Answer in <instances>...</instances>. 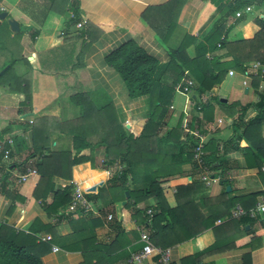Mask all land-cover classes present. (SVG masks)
Returning a JSON list of instances; mask_svg holds the SVG:
<instances>
[{"label": "crops", "instance_id": "0c3cea01", "mask_svg": "<svg viewBox=\"0 0 264 264\" xmlns=\"http://www.w3.org/2000/svg\"><path fill=\"white\" fill-rule=\"evenodd\" d=\"M169 1L79 0V22H85L82 27L86 30V40L83 43L79 66L69 75L61 73L43 75L34 71L32 78L33 112L31 115L34 118L54 117L60 122L77 119L81 117L82 110L70 102V96L84 93L96 108L112 103L124 129L137 137L147 122L152 105L154 102H158V96L156 98L129 97L127 88L119 74L105 65L104 58L107 54L131 39L148 55L157 59L161 66L169 64L173 58L180 65L181 62L173 55V52L177 50L186 35H191L194 41L185 50L184 55L180 56H185L187 61L197 59V48L207 51L203 58L208 62L215 60L218 63L226 64L233 60H239L242 62L244 70L242 73L234 68L228 69L220 85L203 94L194 90L198 87L197 82L186 73L187 77L183 82L174 86L173 102L158 134L163 138L179 125V129L182 131L181 142L192 138L193 131H198L202 135L205 146H209L210 141L214 142L210 145L214 149L207 151L206 157L209 162L213 163L212 166L218 169L211 170L210 177L220 176L222 180L211 182L208 185L204 183L200 191L191 193L189 196L191 201L186 205V210L200 220L202 217H208L210 213L228 212V206H231L230 199L254 194L256 202L264 196V161L261 162V169H259V167L253 166L256 162L246 154L261 147L264 141V121L260 125L247 126V122L261 112L256 108V104L260 101V97L264 96V80L252 67L254 64L260 63L264 68L263 62L255 60L258 55L264 52V36L259 37L260 33L264 35V32H260L261 27L256 23V19L262 18L264 15V0H254L251 5L240 7L237 11L241 13L239 17L236 16L237 12L232 14L225 9L230 0L223 1L216 7L211 3V0H184L181 7L176 6L174 11L170 15L168 14L175 25L170 35L168 31L164 32L166 41H163L145 24L141 15L147 8L162 6ZM246 8H250V11L246 12ZM52 9L54 8L48 0H2L0 14H6V17L0 19V26L4 25V20H8V23L10 20H15L19 24V34H21L19 38H15L10 25L9 28H2V36L7 45L5 52L12 51L15 52V56L25 57L28 61H32L36 52L65 43L69 44L75 40L80 32L77 28L74 32L68 31V19L71 14L67 4L63 7V13ZM159 13L163 17L167 15L165 12ZM221 19L225 20L223 24L225 30L228 31L226 38L228 44L226 47L210 51L205 39L213 26L218 24ZM8 31L12 33L9 34ZM33 32H36L35 42L30 37ZM255 78H258L259 81L254 80ZM171 80L172 76L168 73L161 77V81L167 84H170ZM188 80L193 82V87L190 92L185 93L182 91V87ZM227 81L230 82V85L232 81L231 86L241 85L239 94L233 100L228 97L232 87L229 86L226 91L223 90ZM178 95L182 97L178 98ZM23 100L22 94L0 91V150L6 138L7 140L17 138L16 143L22 150V154H15L14 159L4 156L3 163L20 162L32 147V134L30 130H23L24 116L18 114V110L22 109ZM205 104L206 110L204 111L201 108ZM245 106L247 109L242 111ZM25 111L27 110L25 109ZM238 116H242V122L237 120ZM8 128H10L9 132L2 135V132ZM50 136L52 146L56 149L68 144V140H56L59 137L57 132H52ZM238 137L241 139L237 140ZM188 143H185V148L190 149ZM236 145H238V149H234ZM173 146L172 143H167L161 145V148L166 151ZM175 148L178 152V148ZM213 151H216L215 156L212 155ZM81 154L90 157L93 155L96 168L93 169L90 162L73 166L72 181L55 178V190L74 184L87 195H96L106 185L113 173L119 169L116 167L108 170L100 168L104 162L103 148L94 150L93 154L90 149H86ZM249 164H252V167H249ZM156 170L157 168L151 167L142 170V172L154 174ZM180 170L183 175H174L167 179L160 176L162 177L160 181L164 180L163 184L166 185L163 190L165 203L171 209L177 206L176 186H186L200 180L198 170L193 168L191 162L184 163ZM3 174L1 169L0 184ZM7 175L4 182L6 192L17 195L22 200L12 201L11 198L0 192V224H7L19 231H27L33 221L38 219L43 225L52 226L51 233L40 231L37 235L42 241L51 244L50 252L42 258L43 264H83L85 259L82 250L66 251L64 247L91 238L93 241L95 240V243L102 245H109L115 240L118 230L110 228V223L113 221L123 222L126 210L122 203L126 201L115 203L105 209V213L102 214V203L97 200L93 204L96 211L94 214L75 215L72 218L75 228V231H72L69 220H67L68 216H66V213L69 212L68 206L59 209L56 214L48 216L41 204L33 198V191L39 182L37 174L29 176L25 182L19 181L18 177L21 175L17 169L9 170ZM93 186H96L97 189L90 192L89 189ZM129 188L132 186L129 185ZM51 201L52 195L47 199L48 203ZM154 203L155 200L150 198L137 208L151 207ZM249 204L250 202L242 200L241 203H236L235 207H247ZM108 215L112 216L111 220L107 219ZM96 218H98V222H101V225L93 226L92 221ZM230 219L232 218L226 219L225 217L218 220L215 223V227H218L217 231L207 230L194 239L181 244L173 245L172 243L178 242L182 233H169L164 230H160L159 233L152 228L145 230L140 227H136V235L125 230L126 239L124 242L131 243L127 247V251L131 255L142 247L140 234L147 233L154 238V241L151 242L155 248L170 251L172 264H185L184 262L194 259L197 253L203 252L215 241L229 237L243 228V225L239 227L226 226L225 222ZM163 226H165V221L160 224V227ZM260 227L261 223H255L253 230H259ZM244 228L250 230L248 225H244ZM169 244L172 245L167 246ZM163 245L167 247H162ZM116 247L119 248L118 245ZM120 250L119 248L118 251L111 253V256H117V252ZM249 251V248H235L224 252H211L195 262L197 264H242V256ZM250 252L251 264H264V246ZM128 259L112 261L109 264H128ZM148 264L159 263L154 259Z\"/></svg>", "mask_w": 264, "mask_h": 264}, {"label": "trees", "instance_id": "16d2710c", "mask_svg": "<svg viewBox=\"0 0 264 264\" xmlns=\"http://www.w3.org/2000/svg\"><path fill=\"white\" fill-rule=\"evenodd\" d=\"M48 1L54 8L52 10L60 13L64 12L62 7L67 4L68 11L71 14L68 19V31H76V24L80 21L79 0ZM223 1L228 0H211V3L216 7ZM253 1L230 0L225 9L235 14L240 7L251 5ZM183 3L184 0H170L162 6L149 7L142 13V20L159 38L166 41L164 32L168 31L170 35L175 25L174 21L170 20L169 15L176 6L181 7ZM159 12H165L167 15L163 17ZM224 22L225 20L221 19L218 24L213 26L205 39L210 51L226 47L228 44L226 41L228 31L224 28ZM256 23L261 27L260 32H264V15L262 18H257ZM3 27L9 28V23L5 22L3 26H0V71L8 66L5 73L0 76V91L24 96L21 103L22 109L18 110V114L24 116L23 130H30L32 134V147L28 150L24 159L20 162L11 163L2 162L4 151L0 150V170L2 169L4 172L1 178L0 189H2L0 192L11 198L12 201L22 200L19 196L6 192L4 182L8 177L9 170L17 169L20 175L32 170L39 176V182L33 191V198L41 204L43 210L50 216L70 204L74 189V186L69 185L60 190H55L54 179L72 181L73 166L82 163L90 162L91 167L96 168L93 155L92 157L82 155V151L90 149L91 154H93L94 150L103 148L104 162L100 168L105 170L112 167L119 168L96 195H86V199L92 206L97 200L101 201L102 214L105 213V209L110 208L115 203L126 201L124 206L126 215L123 222L113 221L110 223V228L118 230L115 240L109 245H102L95 243V240L93 241L91 238L64 247L66 251L82 250L85 259L83 264H109L112 261L127 260L130 256L127 247L131 243L129 241L124 242L126 239L125 230L131 231L133 235L137 234L135 232L136 227L145 230L152 228L159 233L160 230L169 233H182L178 242L172 243L176 245L190 241L207 230L217 231L218 227H215V223L225 217L226 219L231 217L236 203H241L242 200L250 202L247 207H241L244 211L254 206V194L243 198L230 199L229 204L231 206H228V212L210 213L208 217H202L199 220L197 216L186 210V205L191 201L189 197L191 193L194 194L200 191L204 186V182L199 180L190 185L176 186L177 206L171 209L167 207L163 196L166 185L163 184L164 180L160 181L162 177L167 179L174 175H183L180 168L186 162H191L193 168L196 171L198 170L193 163L194 139L187 138L185 141L189 142L190 149L185 148L186 142H181L180 139L182 131L179 129V125L168 132L165 137L158 136L159 130L164 124L165 115L173 102L174 86L182 83L187 77L186 73H188L197 82L198 87L194 90L199 94H203L220 85L228 69L234 68L242 73L244 71L242 62H239V60H233L226 64L218 63L215 60L208 62L203 58L207 51L198 48L197 59L187 61L185 56H180L184 55L185 50L194 41L191 35H186L177 50L173 52V55L181 62L180 65L173 58L169 64L161 66L157 59L148 55L143 48L131 39L111 51L105 56L104 63L119 74L127 88L129 97L148 96L156 98L158 96V102H154L152 105L142 132L135 137L124 129L112 103L96 108L84 93L70 96V102L82 110L81 117L77 119L60 122L54 117L34 118L31 115L33 112L32 78L34 71L43 75H54L56 73L67 75L78 68L83 53V43L86 40V30L83 27L79 29V36L69 44L65 43L45 51L36 52L32 61H28L25 57L15 56V52L12 51L8 53L9 56L4 54L7 51V45L2 36ZM12 32L8 31L9 34ZM19 33L13 32L12 34L15 38H19L21 36ZM261 36L264 35L260 33L259 37ZM30 37L35 42L36 32L30 34ZM255 60L264 63V52L258 55ZM166 73L172 76L170 84L161 81L162 75ZM254 80L259 81L258 78ZM220 105L222 106V104ZM205 106L206 104L201 108L204 111L206 110ZM246 107L242 111L247 109ZM256 108L261 112L248 121L247 126L260 125L264 121V96L260 97ZM237 120L242 122V116H238ZM9 129L4 130L2 135L7 134ZM52 132L58 133L59 137L56 140H68V144L56 149L52 146L50 140ZM240 139V137L237 138V140ZM8 140L7 138L4 140L2 148L9 149L10 152L7 158L14 159L15 154H22V150L16 143L17 138L13 139L14 144L12 147L7 145ZM167 143H172L177 147L178 152L174 146L163 151L161 145ZM213 143V141H210L209 144ZM210 145L205 146L206 152L214 149ZM234 149H238V145ZM246 154L256 162L253 166L261 169V162L264 161V141L261 147H257L253 152H247ZM212 155L215 156L216 151H213ZM205 163L211 170L218 169L212 166L213 163L208 161V157H205ZM251 165L249 164V167H252ZM151 167L157 168L154 174L142 172V170ZM200 174V171H198L199 176H201ZM129 185L132 188H129ZM126 193H128V198H126ZM50 195H52V201L48 203L47 199ZM150 198L155 200L153 206L137 208ZM148 209L153 212L151 219L146 214ZM75 215H82V211L78 209L75 212L66 213L72 231H75L74 222H72ZM261 219L254 220L244 215L226 221L225 225L228 227L243 225V228L229 237L215 241L203 252L197 253L194 259L184 263L197 264L195 260L199 261V258L211 252H224L235 248H249L250 251H253L263 247L264 220ZM162 221H165V226L160 227ZM92 223L93 226L101 225L98 218L94 219ZM255 223H261L259 230H253ZM244 225L250 226V230H246ZM52 230V226L43 225L38 219L33 221L27 231H19L7 224H0V264H43L42 258L50 252L51 244L42 241L37 235L40 231L51 233ZM150 239L152 242L154 241L152 236H150ZM117 245L121 250L117 252V256L112 257L111 253L119 250L116 247ZM167 246L163 245L162 247ZM250 251L242 256V264H251Z\"/></svg>", "mask_w": 264, "mask_h": 264}, {"label": "built area", "instance_id": "2783aa9c", "mask_svg": "<svg viewBox=\"0 0 264 264\" xmlns=\"http://www.w3.org/2000/svg\"><path fill=\"white\" fill-rule=\"evenodd\" d=\"M246 12L250 11V8L245 9ZM236 16H241L240 12L236 13ZM84 21L76 24V28H82ZM253 69L260 74V77L264 80V68H262L260 63H256L253 66ZM193 87V82L188 80L185 82L182 87V91L185 93L190 92ZM192 138L194 139V147L192 149L193 152V163L195 164L198 171H200V180L206 183L207 185L211 182H218L222 180L219 177H210L211 169L205 163L206 151H205V142L203 140L202 135L198 131H193ZM14 144L13 139H9L7 141V145L12 147ZM4 151V156L7 157L9 155L10 150L1 148ZM35 174L34 171L28 170L26 174L18 177L20 182H25L29 178V176ZM74 186L72 199L70 204L68 205L69 212H75L76 210H81L82 214H94L96 211L94 210L92 204L86 199L87 193L81 191L77 186ZM146 214L149 216V219L152 218L153 212L148 209ZM248 216L251 219L257 220L259 218H264V196L255 202L254 206L247 211H244L240 206H237L234 212L232 213L231 218H239L241 216ZM108 220L112 219L111 215L107 216ZM140 241L142 243V247L139 251L134 252L130 255L128 259V264H148L150 261H153L157 258V263L159 264H170V251L163 250L159 248H155L152 245L150 236L147 233L140 234Z\"/></svg>", "mask_w": 264, "mask_h": 264}, {"label": "water", "instance_id": "95a60500", "mask_svg": "<svg viewBox=\"0 0 264 264\" xmlns=\"http://www.w3.org/2000/svg\"><path fill=\"white\" fill-rule=\"evenodd\" d=\"M6 17V14H0V19H4ZM9 25H10V28H11V31H13L14 33H17L19 32V24L17 21L15 20H10L9 21ZM8 69V66H6L1 72H0V76L2 74L5 73V71ZM96 186H93L89 189L90 192H94L96 191ZM227 190H229V188H227ZM126 197L128 198V193H126ZM126 202H123L122 204L125 205Z\"/></svg>", "mask_w": 264, "mask_h": 264}, {"label": "rangeland", "instance_id": "374dc122", "mask_svg": "<svg viewBox=\"0 0 264 264\" xmlns=\"http://www.w3.org/2000/svg\"><path fill=\"white\" fill-rule=\"evenodd\" d=\"M62 4H63V2H62ZM65 4V3H64ZM63 7H64V5H63ZM63 7H62V9H63ZM52 11V10H51ZM8 20H4V22H7ZM5 55L6 56H9L8 55V53H5ZM2 71V70H1ZM0 71V72H1ZM72 73V72H71ZM70 73V74H71ZM67 75H69V74H67ZM231 85H232V81H231ZM230 85V82L229 81H227L226 83H225V86H224V88H223V90H227L228 89V87L229 86H231ZM232 87V90H231V92H230V94L228 95V97H229V99L230 100H233V99H235L236 97H237V95L239 94V91L241 90V85H239V86H235V85H233V86H231ZM178 98H180V97H182V96H180V95H178L177 96ZM72 185V184H71ZM235 209H236V207H235Z\"/></svg>", "mask_w": 264, "mask_h": 264}]
</instances>
